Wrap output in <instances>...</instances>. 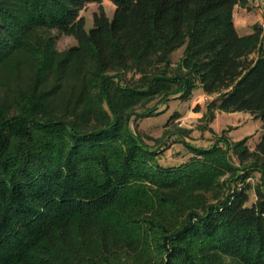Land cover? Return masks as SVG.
<instances>
[{
	"label": "trees",
	"instance_id": "1",
	"mask_svg": "<svg viewBox=\"0 0 264 264\" xmlns=\"http://www.w3.org/2000/svg\"><path fill=\"white\" fill-rule=\"evenodd\" d=\"M103 1L0 0V264H264V190L249 204L229 144L164 166L131 126L198 85L211 115L264 126V30L234 21L251 1L110 0L113 18ZM53 30L77 43L59 50ZM246 142L264 174V134Z\"/></svg>",
	"mask_w": 264,
	"mask_h": 264
},
{
	"label": "rangeland",
	"instance_id": "2",
	"mask_svg": "<svg viewBox=\"0 0 264 264\" xmlns=\"http://www.w3.org/2000/svg\"><path fill=\"white\" fill-rule=\"evenodd\" d=\"M102 5L108 16L113 18L115 5L110 0H104ZM98 9L99 4L90 3L81 11L86 19L88 30L94 25V13ZM49 33L58 35L57 48L59 50H65L77 43L73 36L59 34L56 30ZM184 49L185 46H182L174 51L173 71L177 68ZM126 76L134 75L129 73ZM215 97V94H207L200 85L194 88L187 99L171 95L166 101L160 102L161 98L157 97L147 107H157L155 111L158 113L136 119L133 116L131 126L143 135L145 141L152 147L159 149L165 147L159 156V162L164 166L179 165L188 161L193 155L190 146L208 148L215 144L223 147L229 144L231 162L241 169L250 166L248 170L242 172L250 173L247 182L251 186L248 189L249 204H251L258 198V189L264 190V174L252 166L254 157L241 159L235 150V144L246 138V145L254 151L264 134L263 122L259 116L248 111L216 110L214 115H211L209 104ZM144 109L146 108H139V111H144ZM230 175H224L221 179H227ZM234 184L241 187L243 182L238 180L234 181Z\"/></svg>",
	"mask_w": 264,
	"mask_h": 264
},
{
	"label": "crops",
	"instance_id": "3",
	"mask_svg": "<svg viewBox=\"0 0 264 264\" xmlns=\"http://www.w3.org/2000/svg\"><path fill=\"white\" fill-rule=\"evenodd\" d=\"M263 16V8L259 3L250 2L248 7L237 6L234 11V21L240 34L253 32L255 24H259Z\"/></svg>",
	"mask_w": 264,
	"mask_h": 264
},
{
	"label": "built area",
	"instance_id": "4",
	"mask_svg": "<svg viewBox=\"0 0 264 264\" xmlns=\"http://www.w3.org/2000/svg\"><path fill=\"white\" fill-rule=\"evenodd\" d=\"M250 1L259 3L262 6V8H263V16H262V18L260 20L259 25L264 30V0H250Z\"/></svg>",
	"mask_w": 264,
	"mask_h": 264
}]
</instances>
